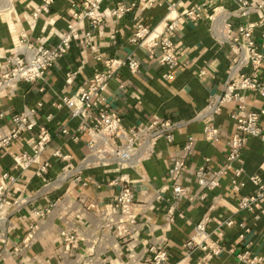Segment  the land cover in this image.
Listing matches in <instances>:
<instances>
[{
	"label": "crops",
	"instance_id": "1",
	"mask_svg": "<svg viewBox=\"0 0 264 264\" xmlns=\"http://www.w3.org/2000/svg\"><path fill=\"white\" fill-rule=\"evenodd\" d=\"M41 2L0 0V76L10 55H28L38 45L56 44L58 35L73 23V6L81 0H52L49 11L33 19L32 13ZM258 2L259 7L242 15L233 0L106 1L102 5L103 27L90 45L75 42L41 79L19 81L13 90L0 89L1 137L14 127L12 115L32 110L34 121L31 129L0 146V264H57L63 231L79 237L77 251L84 253L90 264H150L151 246L168 252L167 264H203L202 252L196 249L189 253L184 244L204 215L210 218L206 228L211 239L224 247V252L208 264H238L236 254L246 245L264 257V215L255 218V212L241 211L237 205L241 195L252 193L253 185L247 181L235 192L226 175L218 187L206 190L196 177L198 168L204 166L206 178H211L212 171L223 163L229 137L235 132L231 114L236 102L223 104L211 116L205 113L210 97L220 95L225 87L233 56L229 43L220 38V30L225 21L252 25L257 47L264 53V0ZM202 3L198 18L185 15ZM121 4L128 11L117 18L112 11ZM171 22L177 57L172 70L160 63V47L150 46ZM85 24L83 21L82 26ZM138 25L148 27L149 33L143 41L133 42ZM129 55L139 62L140 70L132 73L125 65L118 67L104 92L106 108L120 117L124 130L154 120L174 124V140H156L150 155L135 167L101 161V155L88 147L90 136L77 133L78 120L69 109L55 106L61 96H76L85 89L106 60L121 62ZM201 71L205 74L200 75ZM244 71L251 73L249 68ZM168 73L171 78L164 77ZM259 78L264 82V62ZM247 109H264V99L250 93ZM207 118L219 131V141L214 144L204 140ZM260 126L264 131V116ZM41 127L47 131L43 149L29 166L17 167V155L32 151ZM77 134L75 141L72 136ZM189 136L193 146L186 152L183 146ZM111 143L113 146L118 141ZM177 156L186 162L180 179L186 195L180 199L175 198L168 177ZM240 165L244 178L257 174L264 182V143L258 137H248ZM124 182L133 190L131 218L135 225L128 235L119 236L112 206ZM46 208L48 213L35 216ZM225 219H232L234 225L222 226ZM239 223L249 232L244 234ZM33 224V236L24 243Z\"/></svg>",
	"mask_w": 264,
	"mask_h": 264
},
{
	"label": "built area",
	"instance_id": "2",
	"mask_svg": "<svg viewBox=\"0 0 264 264\" xmlns=\"http://www.w3.org/2000/svg\"><path fill=\"white\" fill-rule=\"evenodd\" d=\"M109 0H81V3L73 6V23L69 24L65 31L58 35V42L54 45H38L34 51L28 55L15 53L7 57V69L0 76V89L7 88L13 90L19 81L35 82L43 77L48 69L69 51L75 42H82L90 45L91 41L103 27L104 11L102 5ZM157 0H149L152 4ZM239 7L242 15L249 13L254 6H260L258 0H233ZM52 0H42L41 4L32 13L33 19L41 13L49 11ZM205 3L192 7L185 12L188 17L198 18L200 9ZM128 8L123 4L117 5L112 11V15L117 18L122 17ZM86 24L82 26V22ZM174 23L166 25L163 35L159 40L150 42V46H159L161 49L160 63L166 65L170 70L177 66V57L175 53V44L172 35ZM148 27L138 25L136 31L131 37V41H143L148 35ZM219 36L222 40L229 43L232 49V59L229 66L228 78L222 93L218 96L210 97L205 113L211 116L217 113L221 106L228 102H236L237 107L231 114L235 121V132L231 134L228 140V150L223 163L217 169L212 171L211 178H206L204 166H200L196 171L197 182L206 190H212L219 186L220 179L226 175L229 176V186L235 192H240L247 181L253 185L251 194L241 195L238 198L237 205L241 211L255 212V218L264 215V182L257 174L246 175L240 165L242 149L247 142L248 137H258L264 143V131L260 126L261 117L264 116V109L248 110L247 102L250 93H256L264 99V82L260 80L259 73L261 65L264 62V53L257 47L256 39L253 35L252 25L247 23H238L234 25L231 21H225L220 30ZM125 65L130 72L137 73L140 70L139 62L131 55L124 61L117 62L114 59H108L104 63V68L93 75L87 87L82 89L76 96H61L56 107L65 106L69 109L71 116L78 120L77 133H87L90 136L88 147L91 152L101 155L103 162H115L117 164L125 163L135 167L142 159L147 158L152 152V146L158 139H164L167 142L174 140V124L168 120L151 121L143 126H133L127 130L123 129L120 117L110 112L104 102V92L107 89L108 82L114 77L119 66ZM251 69L247 73L244 69ZM203 71L200 75H204ZM238 75V77H237ZM165 78H171L172 74L164 75ZM31 111L12 115L14 127L8 135L0 136V146L7 145L20 132L31 129L34 121L31 118ZM2 113H0V117ZM51 115L48 116L50 118ZM203 135L207 143L214 144L219 141V131L210 118H207ZM66 132V130H62ZM73 140H78V134L72 136ZM47 141V131L45 127L40 128L38 139L32 142L31 152H23L17 155L15 165L17 167L29 166L39 155ZM111 141H118L112 146ZM193 146V137L189 136L183 146L188 152ZM110 147V149H105ZM58 156V152H55ZM208 161L207 158H205ZM46 170V165L42 166ZM186 170V162L182 157H174L168 177L172 183L173 194L176 199L186 195L185 188L181 185L180 179ZM4 176H7L5 174ZM2 189V187H0ZM160 190L157 191V197L160 198ZM205 194L200 195L203 198ZM190 200L193 197H189ZM3 201L0 200V204ZM135 200L133 190L128 182H124L118 195L114 197L112 214L115 215L118 223L115 225L119 236H126L135 225L131 218ZM50 211L46 208L44 211L35 212V216H42ZM126 218V220L124 219ZM171 220L172 218L169 217ZM210 218L204 215L194 226V230L184 247L189 253L199 249L202 252V263L208 264L214 257L224 252V247L217 240L211 239V233L206 226ZM222 226L231 227L234 225L232 219H225ZM243 233H248L249 228L244 223H239ZM36 227L31 225V229L25 238V242L32 238V229ZM244 235L241 234L240 237ZM79 237L68 232H61L62 250L57 264H90L91 261L84 253L78 252ZM151 257L150 264H167L168 252L159 246L149 248ZM238 264H264V257L257 255L249 249L248 245L236 254ZM124 261L120 264H129ZM23 264V263H18ZM200 264V263H198Z\"/></svg>",
	"mask_w": 264,
	"mask_h": 264
}]
</instances>
